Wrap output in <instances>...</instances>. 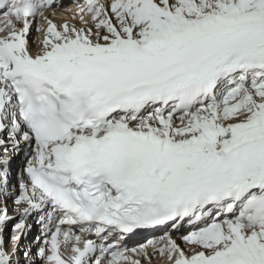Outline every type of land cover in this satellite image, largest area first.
I'll use <instances>...</instances> for the list:
<instances>
[{"label": "snow or ice", "instance_id": "snow-or-ice-1", "mask_svg": "<svg viewBox=\"0 0 264 264\" xmlns=\"http://www.w3.org/2000/svg\"><path fill=\"white\" fill-rule=\"evenodd\" d=\"M74 3L0 0V264H264V0Z\"/></svg>", "mask_w": 264, "mask_h": 264}, {"label": "bare ground", "instance_id": "bare-ground-1", "mask_svg": "<svg viewBox=\"0 0 264 264\" xmlns=\"http://www.w3.org/2000/svg\"><path fill=\"white\" fill-rule=\"evenodd\" d=\"M61 5H63L64 7H57L55 9V15H53L52 12H48L46 13V15L49 16V18L53 19V21L57 24H61L63 23L65 20H69V23H76L77 26H79V21L76 20V21H72L70 19L71 15L69 14V12L71 11V9H73L75 7V3L72 1V0H68L64 3H62ZM62 14H68L66 19H63L62 18ZM38 36V34H37ZM23 148V147H22ZM21 155H22V158L21 159H17L15 161V164L14 166L11 168V172L13 173V177L15 180H19L20 178V174L22 172L21 170V167L23 165V163L25 162V155L23 153V151L20 152ZM2 154V153H0ZM12 166V165H11ZM13 205H12V202L9 201V214L10 215H16L13 211ZM36 217L33 216L31 217L29 220H28V224L30 225L31 227V230L28 232L27 234V237L26 239H24L22 242H21V247L22 249L24 247H31L33 252L36 250L37 248V244L35 243V238L37 236H40V230H38V224L36 223ZM10 227V225H9ZM8 235V233H7ZM160 235H156V237H159ZM7 238V236H6ZM154 238V237H152ZM178 243H182L181 241H177ZM36 244V245H35ZM139 244H136L135 246H138ZM37 264H39L38 262V259H37ZM153 264H166V262L164 260H162L159 256L155 257L154 260H153Z\"/></svg>", "mask_w": 264, "mask_h": 264}, {"label": "rangeland", "instance_id": "rangeland-1", "mask_svg": "<svg viewBox=\"0 0 264 264\" xmlns=\"http://www.w3.org/2000/svg\"><path fill=\"white\" fill-rule=\"evenodd\" d=\"M37 34L38 33H36L35 31H33L32 32V38L33 39H35L36 37H37ZM21 147H23V145H21ZM22 158V155H21V153H19L18 155H15V156H13L12 157V159H11V168L14 166V164H15V161L17 160V159H21ZM24 164V163H23ZM25 165V164H24ZM24 166L22 165V167H21V170H22V168H23ZM30 219V218H29ZM40 226H38V230H40V228H39ZM11 228V224H10V227H9V229ZM41 233V232H40ZM11 235V232L9 231L8 232V236H10ZM36 245V244H35Z\"/></svg>", "mask_w": 264, "mask_h": 264}]
</instances>
